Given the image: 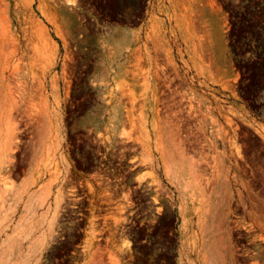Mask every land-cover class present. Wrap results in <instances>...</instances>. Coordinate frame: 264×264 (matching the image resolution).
I'll list each match as a JSON object with an SVG mask.
<instances>
[{
	"label": "rangeland",
	"instance_id": "obj_1",
	"mask_svg": "<svg viewBox=\"0 0 264 264\" xmlns=\"http://www.w3.org/2000/svg\"><path fill=\"white\" fill-rule=\"evenodd\" d=\"M0 119V189L25 184L0 242L46 195L33 264H177L182 217L217 264H264V0H0ZM95 151L132 169L117 203L72 182Z\"/></svg>",
	"mask_w": 264,
	"mask_h": 264
},
{
	"label": "bare ground",
	"instance_id": "obj_2",
	"mask_svg": "<svg viewBox=\"0 0 264 264\" xmlns=\"http://www.w3.org/2000/svg\"><path fill=\"white\" fill-rule=\"evenodd\" d=\"M74 3V2H73ZM6 123H7V120H6ZM3 124V120L0 119V126L2 127ZM0 127V128H1ZM5 127V126H4ZM3 127V128H4ZM1 130V129H0ZM2 132V130H1ZM3 133V132H2ZM1 134V133H0ZM9 135V134H7ZM5 137V136H4ZM3 138V137H0V139ZM4 140V139H3ZM7 142V141H6ZM4 142V143H6ZM6 145V144H5ZM168 152H166V155H167V158L168 155L167 154ZM174 154V153H173ZM172 154V156H173ZM166 157V156H165ZM166 159V158H165ZM164 159V160H165ZM169 159L172 161L171 163L175 162L173 161L172 159L173 158H168L166 160L169 161ZM176 159V158H175ZM180 159V158H179ZM167 161V162H168ZM166 161L164 163H167ZM181 162V161H180ZM169 165V163H167ZM176 165V163H173ZM179 164V163H178ZM167 165L165 164L164 165V168H166ZM170 167V165H169ZM169 167H167L166 170V173L165 175L167 174V176L169 178L171 177H176V174L179 172V171H173L171 170ZM173 167V166H172ZM176 169V168H175ZM181 172V170H180ZM182 173V172H181ZM192 174V173H190ZM179 175V174H178ZM181 175V174H180ZM193 175H197V174H193ZM195 178V177H194ZM176 181V180H175ZM1 188V187H0ZM25 188V184H21L17 187H13L12 189L9 188V190L6 188L4 189H0V216H4L5 218V221L7 220L6 218V214H8L9 211L6 210V206L5 204L7 203V201L9 200V194L10 193H13L15 197H11L14 199V201L17 199V197L19 196L20 194V191H22V189ZM17 191V192H16ZM25 191V189H24ZM25 193V192H24ZM45 193V192H44ZM43 193V194H44ZM16 194V195H15ZM21 196V195H20ZM43 197H46L41 195V194H37L33 197H31L28 202H27V211L26 213L19 219V221L17 222V224L15 225L14 229H13V232L12 234H4L2 236V241L0 242V264H23L24 261L26 260L24 258L25 255H23V240L25 239V237H29L32 235V237H34L33 235L35 234V231L37 230L36 229V220H35V214H36V211H37V206L43 201V200H46V199H43ZM19 199V198H18ZM11 200V199H10ZM13 201V200H12ZM63 200L60 201V203H62ZM155 202H157L156 199H154ZM14 203V202H13ZM41 205L42 203L40 204V208H41ZM5 210L7 211V213L5 212ZM37 217V216H36ZM4 223V222H3ZM7 224V223H6ZM42 224V223H41ZM3 229V228H2ZM41 232V231H40ZM42 234V233H41ZM41 236V235H39ZM37 237V236H35ZM28 239V238H27ZM31 239V238H30ZM29 239V240H30ZM33 240V241H32ZM31 240V244L29 243V247L27 246V248L29 249V253L32 254L34 253L35 251L38 250L39 248V245H40V242L39 240L37 241L36 239H33L32 238ZM26 241V240H25ZM28 241V240H27ZM125 244V243H124ZM126 246H128V243H126ZM26 248V247H25ZM26 251V250H25ZM212 251V250H211ZM28 251L24 254H27ZM28 257V256H27ZM30 257V256H29ZM206 257V256H205ZM210 257V258H209ZM209 257L207 256L208 259V264H217L215 258L213 257V255L210 253L209 251Z\"/></svg>",
	"mask_w": 264,
	"mask_h": 264
},
{
	"label": "flooded vegetation",
	"instance_id": "obj_3",
	"mask_svg": "<svg viewBox=\"0 0 264 264\" xmlns=\"http://www.w3.org/2000/svg\"><path fill=\"white\" fill-rule=\"evenodd\" d=\"M95 154H96V158L94 157V159L90 160L91 165L89 169L92 170V172L84 173L82 171H79L78 172L79 175L77 176L75 175V177L78 178V181L73 180L72 182L76 183L77 186L82 189L85 186H87V184L84 181L88 179L87 177H89L94 181L95 185L105 184L107 185L108 188L112 189V191L108 194L113 196V199L110 200V202H106V204L117 203L119 200H123V197L129 194L128 183L130 181V177H128V175L130 174V171L132 169L128 166L122 167L120 166L119 163L116 164V166H119V168L114 167L110 169L109 162L102 163V158H99L101 153L95 151L94 154H92V156ZM86 166L89 167V164H87ZM80 174H83V176H81ZM123 190H126V192H124ZM80 192L81 195L78 198L71 200H77L80 201L79 203H81L80 206L74 207L78 210L77 216L80 217L77 218L75 222L81 223V225L83 226L81 232H86L85 228L89 227L88 224L91 220V214L93 212L91 208L92 204L90 203L93 200L87 196L88 193H84L83 191ZM95 208L97 211V206ZM115 208L116 206H109L103 208L102 210H108V209L112 210ZM94 219L97 220V214H96V218Z\"/></svg>",
	"mask_w": 264,
	"mask_h": 264
},
{
	"label": "crops",
	"instance_id": "obj_4",
	"mask_svg": "<svg viewBox=\"0 0 264 264\" xmlns=\"http://www.w3.org/2000/svg\"><path fill=\"white\" fill-rule=\"evenodd\" d=\"M187 217H185V219L182 217L181 218V244L179 245V249H178V256H177V264H208V259L209 257V250H207V248L200 250L199 246H196V249H193V246L188 244V234L185 231V224H184V220H186ZM204 252V257L203 259L199 257V253L202 255ZM34 253H32L31 255H33ZM192 254H196L195 259H193V255ZM29 258H25L26 260L24 261L23 264H27V262L29 261V263L33 264L34 262V256H31ZM206 256V257H205ZM207 256L209 258H207ZM191 261V262H190Z\"/></svg>",
	"mask_w": 264,
	"mask_h": 264
}]
</instances>
